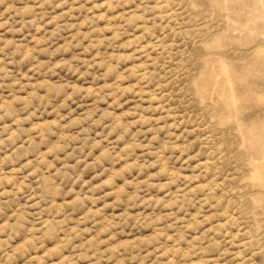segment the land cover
Returning a JSON list of instances; mask_svg holds the SVG:
<instances>
[{"label": "rangeland", "instance_id": "obj_1", "mask_svg": "<svg viewBox=\"0 0 264 264\" xmlns=\"http://www.w3.org/2000/svg\"><path fill=\"white\" fill-rule=\"evenodd\" d=\"M104 3L8 0L0 6V23L8 22L0 39L22 45L0 65V104L38 94L27 110L15 104L21 110L16 120L25 119L23 127L36 139L33 151L42 154L76 135L81 129L74 121L89 129L87 143L68 149L83 150L67 159L76 179L67 180L57 198L29 176L43 199L28 209L14 243L43 221H51L52 231L20 264H122V256L111 259L116 249L150 257L138 264H264V245L257 246L264 239V13L256 0H125L115 11L111 0L99 7ZM93 16L95 23L85 24ZM5 72L10 75L2 78ZM50 89L65 91L41 103ZM16 120L0 121V133L15 132ZM58 155L56 168L66 154ZM19 166L5 165L3 172ZM14 190L7 183L0 188ZM31 194L25 188L0 196V225L12 223L9 216L31 203ZM77 199L82 202L60 215L50 209V203ZM248 223L257 245L245 247L253 239ZM77 226L83 237L50 255ZM97 237L98 253L109 255L85 256L80 248ZM156 237L155 247L140 249Z\"/></svg>", "mask_w": 264, "mask_h": 264}, {"label": "clouds", "instance_id": "obj_2", "mask_svg": "<svg viewBox=\"0 0 264 264\" xmlns=\"http://www.w3.org/2000/svg\"><path fill=\"white\" fill-rule=\"evenodd\" d=\"M125 0H111V3L113 7L110 9V11H115L119 6H121ZM43 3L45 5H52L53 0H43ZM61 6H63L65 3H67V0H60ZM8 4V0H0V6H6ZM109 4V0H105V3L103 5H100L99 7L107 8ZM256 6L260 9L262 13H264V0H256ZM13 9L11 7H6L5 11L10 12ZM34 11V10H30ZM46 13L41 14L38 16L39 20H44ZM71 15L70 12L64 13L61 17L58 19H62L64 16ZM106 18V16L104 17ZM97 17L93 16L90 18V20L85 21V24H93L95 23ZM52 23H57L56 20L51 21ZM8 22L5 21L4 23H0V28H3L6 26ZM33 24L36 23V20L32 21ZM44 25L42 24L41 27ZM19 31V30H17ZM56 33H52L51 35H55ZM91 35V33H89ZM46 42V41H45ZM22 45H20L15 40H9L7 42H4L2 39H0V65L5 64V60H12L21 49ZM60 65H56L55 67H59ZM41 65H37V67L34 69V71H39ZM52 69H50L51 71ZM75 71H78L79 69H74ZM4 68H0V72H4ZM10 74L5 72L4 77L7 78ZM3 85H0L2 87ZM135 88L131 87L126 89L127 92L134 91ZM64 89H50L48 92V95L44 97L43 100H41V103H44L48 100V96L52 95H60L64 93ZM71 99V96L68 97ZM33 99H40L38 94L33 93L32 96H30L27 101H13L11 103H5L0 104V121H4L6 119H12L16 120V117L19 115L20 109H17L15 107L16 103H22L25 104L26 107L23 110H27V106H30ZM32 115H35V112L32 113ZM31 119V116L28 117V120ZM88 119H91L90 117ZM163 119V118H161ZM25 119L21 118L19 120H16V131L12 132L10 135H3L0 133V153H3V155H0V188H3L4 184H13L15 186V190L13 193H9L7 191H0V196H7V195H15L17 192H23L25 188H29L31 190V195L28 197L29 201L31 203H27L23 206H20L17 208L15 212L12 213L11 216H9V220L12 221V223H4L0 225V264H20L21 261H26L28 259V256L31 255V252L33 249L37 247L43 246V240L45 238H50V233L52 229L50 228L51 221H43L41 223L40 228H31L28 229V235L26 238L22 239L21 243H14V241L17 240V238L20 236V229L24 227V221L27 220L28 216L31 215V213L28 212L29 208H35L39 207L41 199L43 197H40V199H37V197L40 195L36 189L32 188V185L28 182L29 176L36 177V183L37 188H41L44 191L49 192L53 198H57L59 194L63 190V185L67 180H73L76 179L72 175V171L74 170V165H68L66 163L67 159L69 158H76V152L82 151V148H74L72 151H68V149L71 147L72 144L80 142L82 144L87 143L88 136L87 133L89 131L88 128H84L82 125L84 121H74L73 125L74 127H79L81 130L76 135H69L62 137L61 141L58 142L56 145H54L52 148H50L47 152H44L42 154L36 155V153L33 151V146L36 144L35 137L31 136V133L29 130L25 129L23 127L25 123ZM138 123H150L149 121H138ZM158 123V121H157ZM59 122H53L51 124H47L44 126V129L46 132H52V129L54 127H57ZM165 128L167 125L164 126ZM164 128H157L154 131L159 132L163 131ZM11 131V125H8L6 128H4L3 132L8 133ZM25 137H27L25 139ZM81 137H83V140H81ZM95 147V145H93ZM65 153V160L61 161L62 167L56 168L55 161L59 159V153ZM106 154V153H105ZM36 155L35 159H29L30 156ZM52 156L54 157L53 160H49L48 157ZM21 161H23L21 163ZM77 163H80V160L77 158ZM19 164L20 166L18 168L14 167L13 171L10 173H4L3 168L5 165H16ZM55 169V171H52ZM25 170H30L28 172L27 176H22L20 174L24 173ZM59 180L60 183L57 184L56 181ZM139 198L138 196L134 199ZM53 199V200H54ZM81 199H77L71 202H66L62 205H57L55 203H50V209H55V215H60L64 212L65 208L74 206L77 203H81ZM148 201H145L147 203ZM15 218V219H13ZM63 221H58V223H62ZM150 223L153 224L154 220H150ZM241 224H244V221H241ZM113 225H109L105 231H110ZM239 226V225H238ZM245 226L248 227V234L253 236V239H249L246 242L245 247L257 245V239L256 234L254 232V226L250 223L246 224ZM39 232L41 235H37L36 233ZM83 230H81L78 226L75 229H70L65 234L63 238L59 240V242L55 243V247L51 250L49 253L50 255L55 256L56 254L60 253L63 249L66 247L71 246L72 242H74L77 239H80L83 237ZM262 237H264V233L260 234ZM98 237L96 239L85 241L83 246L80 248L81 252L87 256L89 252H95L98 255L102 256H108L109 253L99 254L97 249V241ZM40 241L38 244L37 242ZM160 242V237H156V239L153 241L151 245L144 244L140 246V249L143 251H146L148 247H155L156 244ZM15 245V246H14ZM264 245V239H261L259 242V245ZM205 247H208V245H204ZM179 247V245H177ZM198 250V249H197ZM182 251V249H181ZM11 253V255L8 257V260H4V255ZM133 253L135 255L133 256ZM111 259L115 260L119 257H123L122 264H138V262L143 259L145 262L150 259L148 256H141L140 252L136 249H116L111 252ZM179 255V253H177ZM28 264H32L31 261L28 262ZM99 264V262H98Z\"/></svg>", "mask_w": 264, "mask_h": 264}]
</instances>
